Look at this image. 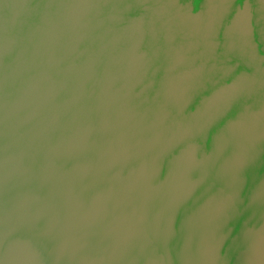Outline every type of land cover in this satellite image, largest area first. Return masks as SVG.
Here are the masks:
<instances>
[{
  "label": "water",
  "instance_id": "water-1",
  "mask_svg": "<svg viewBox=\"0 0 264 264\" xmlns=\"http://www.w3.org/2000/svg\"><path fill=\"white\" fill-rule=\"evenodd\" d=\"M0 264H264V0H0Z\"/></svg>",
  "mask_w": 264,
  "mask_h": 264
}]
</instances>
